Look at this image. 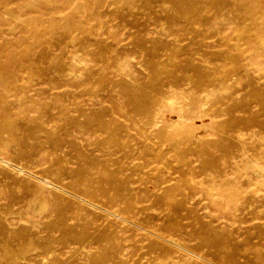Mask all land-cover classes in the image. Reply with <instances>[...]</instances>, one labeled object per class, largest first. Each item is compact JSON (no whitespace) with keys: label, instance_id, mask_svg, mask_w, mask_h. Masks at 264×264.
<instances>
[{"label":"rangeland","instance_id":"rangeland-1","mask_svg":"<svg viewBox=\"0 0 264 264\" xmlns=\"http://www.w3.org/2000/svg\"><path fill=\"white\" fill-rule=\"evenodd\" d=\"M218 1L204 0L202 3L207 8V21L203 19L185 26L180 24L181 19H174L172 0H0V66L15 71L29 91L27 95L38 103L45 102L50 108L54 105L53 94L65 92L62 98L73 119L80 118L75 112L80 104L87 114L105 108L109 112L105 119L113 118L119 125L143 124L145 116L143 112V115L135 112L137 97L132 90L140 86L153 88L157 84H175L174 91L179 94L182 90H195L194 82H202L203 89L210 90L212 86L224 85L230 78L227 84L232 89L230 98L222 104L207 105L202 117L190 120H179L178 107L185 109L191 105L193 95L190 92L180 96L173 111L168 107L161 112L166 123L157 126L163 133L155 141L141 138L135 130L130 131L134 139L131 135L122 139L125 150L131 149L129 153L133 154H129V158L125 157V150H116L112 155L111 145L95 146L93 140H105L106 134L92 138L93 143L85 141L72 126H67L68 122L49 118L35 103L33 112L13 115L11 119L18 125L37 119L41 134H37L34 127H19L13 141L0 134V159L10 164L0 163V209L28 208L31 221L22 220L18 226L26 225L38 231L42 238L56 240L62 235V230L56 229L59 214L51 210L47 218L40 219L56 225L50 230L44 227L46 223L35 226L33 220H39L40 212L34 210L33 201L44 198L54 209H67L68 226L78 227L81 236L77 238L75 234L72 243L82 242L85 236H93L100 230L97 234L111 237L116 245L129 248L121 252L122 263L110 258V264H159L165 249L175 254L177 251L178 256L186 258L185 252L164 241L174 235L185 249L193 251L187 264H239V261L240 264L249 261L264 264V201L261 204L251 202L254 197L264 198V175L258 176L259 186L251 185L247 188L249 192L234 203L233 210L229 208L232 213H224L202 194L191 195L188 190L191 180L204 182L220 176L212 171L213 168L204 169L223 157L222 151L216 148L220 136L235 143V152L245 144L264 148V141H260L264 132L258 125L264 126V106L256 100L259 96L264 98V50L252 49L258 33L264 35V0H243V13L247 17L234 30L226 29L215 18L212 2ZM181 30L183 34H179ZM75 57L78 69L73 68ZM123 58L128 67L121 72L117 64ZM38 59L41 60V73L37 82H31L32 65ZM52 67L59 71H51ZM70 67L74 69L71 79L61 80L64 79L59 74L61 70ZM156 68L159 74L154 71ZM49 77L57 81L59 88L50 90L46 83ZM124 83L128 90L122 87ZM198 94L204 96L201 91ZM147 95L149 99L157 97L153 89ZM11 99L18 102L15 97ZM224 102L237 106L230 113L217 114V110L226 106ZM58 108H53L51 113L58 116ZM229 122L238 127L222 126ZM188 133L202 142V147L195 145L193 149L194 142L185 138ZM118 134L124 135L122 128ZM76 143H79L77 148ZM145 144L152 146L148 153L142 148ZM83 153L93 157L95 163L84 161ZM210 154L212 157H208ZM226 163L223 174L232 176L228 172L229 157ZM15 167L24 169L23 173H18ZM54 168L58 170L50 172ZM190 169L194 170L193 174H188ZM237 181L244 183L243 178ZM174 187L176 189L170 194L169 190ZM190 196L193 199L188 200ZM83 199L86 200L83 202ZM180 204H183V217L180 223L172 222L174 208ZM255 207L262 214L258 220L245 223V216L249 218ZM209 225L222 227L230 234L220 250L210 243L201 244L196 235L210 228ZM108 243L93 244L85 251L92 255L102 253L104 247L112 246ZM54 245L62 249L59 243ZM79 245L72 247L79 249ZM244 257L250 258L249 261ZM61 258L75 260L64 251ZM37 261L25 263L37 264ZM79 261L82 264L92 262L89 259ZM0 264H6L1 253Z\"/></svg>","mask_w":264,"mask_h":264},{"label":"bare ground","instance_id":"bare-ground-1","mask_svg":"<svg viewBox=\"0 0 264 264\" xmlns=\"http://www.w3.org/2000/svg\"><path fill=\"white\" fill-rule=\"evenodd\" d=\"M242 1L243 0H219L218 2H212L213 8L215 9V12H216L215 18L221 22L220 25L225 26L226 29H229V30L233 29L234 30L235 28L239 27L238 24L245 21L247 14L243 13V11L245 9L243 8ZM172 3L175 5L174 6L175 12H174L173 17H174V19H181L180 24H182V25H185V26L190 25L191 26L194 24L195 21H197V23H199L200 20L203 21V19H206V21H207V19H208L206 17V14H205L207 8L202 6V3H204V0H172ZM202 23H204V22H202ZM183 33H184V30H181V32L179 34H183ZM256 40L257 41H255V43H254V48H252V49L260 48V49L264 50V35L262 33H258ZM125 60L126 59L123 58V59L119 60V62L117 64L118 70L121 72L125 71L126 68L128 67V64ZM40 62H41L40 59L33 62L32 70H31V76H30V79L32 80L31 82H34V81L37 82L36 80L38 79L39 74L41 73L40 72L41 68L39 69V67H41ZM77 66H78L77 58L75 57L73 68L78 69ZM73 68L70 67L69 69L61 70V72L59 74L61 75V78H64L61 80H63V81L70 80L71 79V71L74 70ZM48 70H49V67H48ZM55 70H58V68L52 67L51 71H55ZM154 71L155 72L157 71V73H158L159 70H158V68H156V69H154ZM196 71H197V69H195V72ZM156 80H158V79H156ZM228 80H226V83L224 85H220V86H216V87L212 86V89H210V90L203 89L204 86H203L202 82L201 83L194 82V86L196 87L195 90H193V91H189V90L183 91L182 90L179 94L174 91V86H175V88H177L175 84H171V85H167V86H162V85L157 84V86H155L153 88H150V87L147 88L145 86L133 88L132 89L134 91L133 94H135L137 97L136 103L134 104V108L136 110L135 112H137L138 114H142V112H143V114L145 116V120L143 121V124L141 122V124L134 123V124H131L130 126H125V125H122L120 123L121 121L119 122L120 123V125H119L116 122V120H114L112 117H111L112 118L111 120L105 119L107 112H108L105 108L104 109L101 108L97 111L93 109L94 112H92V114H87L86 109L83 106H81L80 104H78L77 108L75 109V112H77L80 115V118L82 117L83 120L81 121L80 118H75V119L71 118L70 117L71 116L70 110L66 106V104L64 103L65 99L62 98L63 94L65 92L63 94L61 93L59 95L53 94L52 99L54 101V105L52 106V108H50V105L47 106V104L45 102L39 101V103H38V102L34 101L31 98V96L27 95V92H29V91H27L26 87L22 84V80L20 79V77L18 76V74L15 71L13 72L9 69L6 70L2 66H0V86H6L4 88H0V134H4V136L6 138H9L10 140L12 139V141H13V135L16 133V131L18 130L19 127H22V128H27V127L33 128L34 127V128H36L37 134H41L42 130H41V128H38L37 119L24 122L21 125L14 123L11 119V116H13V115H22V114L33 112V110L35 108L34 106L36 105L35 103H37V104H39V108L43 109L42 113L46 114L49 118H52V119L53 118L64 119L66 122H68L67 124H69L67 126H72L74 128L76 134L79 135L85 141H90V140L92 141V138L98 137V134H106L107 137L105 140H100L98 138H96V140H93L94 143L96 144L95 146H97V148L98 147L103 148V147H106L108 145H111L112 149H113L111 154L115 155L117 152L116 150H118V151L125 150V148L123 146L122 139L127 138V137L129 138L131 135L130 131H132V130H135L137 133L139 132L138 136H140L141 138L149 139L150 141H152V140L155 141L156 137H160L161 134L163 133V130L161 128L157 129V126L160 123H162V124L166 123V118H165V116H163V114H161V112H165L168 109V107L173 111L174 105L179 103L180 96H184L183 94L188 95L191 92V95H193V102L191 103V105L186 106L185 109L178 105L179 106L178 112H179V120L180 121L190 120V119L195 118V117L200 118L204 114L203 112H205L204 109L207 105L211 106V105H214L218 102H221V104H222L223 101H225L227 98H230V95L232 92L230 85L227 84ZM59 81H60V79H59ZM210 81H211V79H210ZM186 82L191 83L189 79H186ZM208 82H206V83L208 84ZM46 83L48 84V86H50V90H54L56 88H59L57 81L51 79V77H49V79L47 80ZM59 84H61V83L59 82ZM177 85H178V83H177ZM122 87L125 88V90H128L127 84H125V83L122 84ZM152 89L155 91V94L157 97L149 99L147 94ZM22 90H23V93H20V91H22ZM200 91H201V94L202 93L204 94V96H201L198 94V92H200ZM12 97L17 98L18 102H14L11 99ZM256 100L259 101L264 106V98L263 97L259 96L258 98H256ZM224 103H225L224 105H226V106L217 110L218 111L217 114L218 113L220 114L221 112L222 113H230V112H232V109L235 110V107L237 106V105H230L228 102L227 103L224 102ZM86 105H87V103H86ZM93 105H95V104H93ZM56 107H59L58 109L60 111L58 116L53 115L51 113V110L53 108H56ZM245 110H247V108ZM113 111H115V110H113ZM144 111H145V113H144ZM127 118H128V116H127ZM1 119H2V121H1ZM239 123H240V120H239ZM233 125L235 127L236 126L238 127V124H236L234 122H229V123H226L222 126L224 128H232V129L234 128L235 129V127ZM258 125L263 129V132H264V126L261 124H258ZM121 128H122V132L124 133L123 136H120L118 134ZM29 130H31V129H29ZM150 130H152V132ZM45 133H47V132H45ZM49 134H50V132H49ZM132 138L134 139V136H132ZM185 138H187L189 141L194 142V145H192L193 149H194L195 145H196V148H200L203 145L202 142L197 141L195 139V136L193 134L191 135V133H188L187 136H185ZM93 141H92V143H93ZM260 141L261 142L264 141V136L262 137V139ZM89 144L91 145V143H89ZM89 144H87V146ZM234 145H235V143L232 142L231 140H229L228 138H225L224 136H222V137L220 136L219 142L216 143V148H218V150L222 151L223 157L212 161L211 163H209L210 165L208 164L204 168L205 170H211V168H213L212 171H214L216 174H218L220 176L210 177L209 179H207L204 182H196L194 180H191L189 183V187H188V190L190 191L191 195H194L197 193L202 194L203 196H205L210 201V203L213 207H216V208L222 210L224 213H232L229 210V208L233 210L234 203L239 198H242L244 193L249 192L247 188H249L251 185L255 184V185L259 186L261 180L258 179V176L264 175V148L260 147L258 144H255V145H253V144H247L246 145L245 144V145H243V148L241 150L235 152L234 151ZM78 146H79V143H76L75 147L77 148ZM58 148H60V147H58ZM142 148L148 153L151 151L152 146L145 144L144 146H142ZM136 150L137 149L134 150V154H135ZM138 150H139L138 152H140V149H138ZM200 150H202V148ZM130 151H131V149L129 151L125 150V152H126L125 157L126 158L133 156V154L132 155L130 154L131 153ZM191 151H193L192 148H191ZM250 151L253 152L252 155L249 154ZM83 155L86 156V158H84V161H87L88 164L95 163V159L93 157L88 156V154H86V153H83ZM208 157H212V155L210 154V155H208ZM228 157H229V164H230V168H229L230 171H228V172L232 176H227V175L223 174V173H225V166L227 165L226 159ZM234 158H236L237 160L232 161ZM150 159L152 160V157ZM148 161H150V160H148ZM0 163L3 165L9 164V163H7V161H3L2 158L0 159ZM149 164H151V162ZM103 167H105V166H102V168ZM15 168H16L18 173H23L24 169H21L19 167H15ZM89 169H90V165H89ZM53 170L56 171V170H58V168L57 169L54 168V169L50 170V172ZM193 173H194L193 169H190L188 171V174H193ZM55 175H58L57 172L55 173ZM84 176H92V174H89V175L84 174ZM55 177H57V176H55ZM58 178L59 177H57V179ZM238 178L239 179L243 178L244 183L243 184L239 183L237 181ZM49 184H51V183H49ZM52 186L54 187V185H52ZM44 187L45 186H43V188ZM177 188H179V187H177ZM59 189H60V187H59ZM175 189H176L175 187L173 188V190L170 189L169 190L170 194L172 192H174ZM62 190H60V191H62ZM36 193H38V191ZM73 198H75V197H73ZM187 199L188 200L193 199V196H190ZM85 200L86 199H83V202ZM263 201H264V198H262V197L261 198H255L254 197V199L251 202H256L257 204H258V202H260V204H261V203H263ZM33 202H34L33 206L35 207L34 210L35 211L39 210V212H40V216L37 217V218H39V220L38 221L33 220V222L36 224L35 226H42L43 224H45L46 222H41L40 219L41 218H47V215L50 212H53L51 210H55L56 213L59 214L58 215V221L56 223L57 224L56 229L62 230V232H61L62 235L58 240L53 239L52 237L42 238L39 235L38 231L31 230L26 225L18 226L20 221H22V220H24L25 222L31 221V218L28 215V208H21L19 210H15V211H13L9 208H6L5 210L0 209V253H1L2 260H4V262H6V264H27L25 262H27V261L36 262L37 259L39 260V261H37L38 262L37 264H82L79 261L81 259L92 260V262H90V264L91 263L92 264H110L108 262V260L110 258H117L120 260V263H122V259L120 258L121 252L129 250L128 247H126V246L120 247V246L116 245L115 241L110 236H109L110 238H108L104 234H100V233L97 234V232H99L100 230L96 231V229H94L96 231V233L92 234L93 236H85V240H83V241L81 240L82 242L79 241V242L72 243L71 242L72 237L75 234L78 235V232L80 230L78 227L68 226L69 224L67 223V220H66L67 219V217H66L67 216V211H66L67 209L62 208V207L61 208L57 207L54 209L47 202V200H45L44 198H40L38 200L34 199ZM223 202H225L226 204H224ZM251 202H248V203L251 204ZM8 203H10V202H8ZM88 203H90V202H88ZM89 205H91V204H89ZM9 207H11V206H9ZM92 207H94V205ZM182 209H183V204H180V206L179 205L175 206L174 211H173L175 216H174V219L172 220V222L174 221V222L180 223V220L183 217ZM245 210H246V208H245ZM35 211H34V213H35ZM261 214H262V211H260L257 207H255L253 210L250 211V217L249 218H247L245 216V218L247 219V221L245 223L258 220V218L260 217ZM114 215H116V214H114ZM197 221H199V220H197ZM230 221H234V220H230ZM78 222H79V220H78ZM131 224H133V223H131ZM54 225L55 224H52V223L51 224L46 223L44 225V227L46 229L50 230L51 227ZM135 226H137V225L135 224ZM178 226H180V224ZM209 226H211V227L208 229L202 230V231H198L196 233V235H197V237H199L201 244L202 243H210L214 246V248H217L218 250H220V248L225 246V244L229 240L230 234L227 232L226 229H224L222 227H217V226L214 227L212 225H209ZM197 227H200V223L197 224ZM83 231H85V230H82V232ZM152 234H154V232ZM112 235H113V233H112ZM154 235L158 236L157 234H154ZM58 236H60V235H58ZM175 236H177V235H174V237H169V238L166 237V239H164V241L169 243L172 248H176L180 251L185 252L187 257L184 258L185 256H182V255L178 256L177 251L175 254V252H173L171 249H165L162 251L163 252L161 254L162 259L160 260L159 264H187L188 260H190V258H191L190 256L193 255V251H191L189 249H188L189 250L188 251L187 249H185L181 245L180 240L176 239ZM55 237H57V236H55ZM80 237L78 235L77 238H80ZM56 241H58V242H56ZM106 242H109L108 244H112V246L107 247V248L104 247L105 248L104 252H103V249L101 247L102 253L92 255L93 253L85 251L86 249L91 247L93 244L94 245L95 244H102V246H103V244ZM229 242H231V241H229ZM55 243H59L62 246V249H59L58 246L55 247V245H54ZM71 244L72 245L73 244H75V245L80 244L79 245L80 248L79 249L73 248ZM201 244H199V245H201ZM239 247H241V246H239ZM231 250H234V249H231ZM61 251H62V254H61ZM63 251L65 253L69 254L70 256L71 255L74 256L75 260H73V259H72L73 261L72 260H63L61 258V256H63ZM106 252H107L108 256H106ZM225 255H226V253H225ZM66 256H68V255H66ZM234 256H236V255H234ZM246 256L247 255H245V257ZM245 257H244V259H246ZM249 259L248 260L246 259V260L249 261ZM204 261L208 262L207 260H204ZM84 263L85 262H83V264ZM208 264H210V262H208ZM230 264H232V262ZM239 264H240V261H239ZM248 264H251L250 261Z\"/></svg>","mask_w":264,"mask_h":264}]
</instances>
